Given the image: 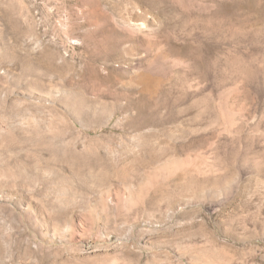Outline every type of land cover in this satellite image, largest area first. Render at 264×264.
I'll list each match as a JSON object with an SVG mask.
<instances>
[{
  "label": "rangeland",
  "instance_id": "374dc122",
  "mask_svg": "<svg viewBox=\"0 0 264 264\" xmlns=\"http://www.w3.org/2000/svg\"><path fill=\"white\" fill-rule=\"evenodd\" d=\"M0 264H264V0H0Z\"/></svg>",
  "mask_w": 264,
  "mask_h": 264
}]
</instances>
